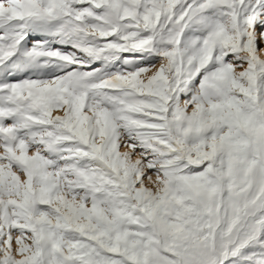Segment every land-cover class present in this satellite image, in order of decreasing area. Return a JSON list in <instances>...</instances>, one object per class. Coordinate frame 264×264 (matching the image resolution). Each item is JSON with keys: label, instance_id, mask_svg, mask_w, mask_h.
I'll list each match as a JSON object with an SVG mask.
<instances>
[{"label": "snow or ice", "instance_id": "1", "mask_svg": "<svg viewBox=\"0 0 264 264\" xmlns=\"http://www.w3.org/2000/svg\"><path fill=\"white\" fill-rule=\"evenodd\" d=\"M0 264H264V0H0Z\"/></svg>", "mask_w": 264, "mask_h": 264}, {"label": "rangeland", "instance_id": "2", "mask_svg": "<svg viewBox=\"0 0 264 264\" xmlns=\"http://www.w3.org/2000/svg\"><path fill=\"white\" fill-rule=\"evenodd\" d=\"M54 114H60V113H54ZM125 151H127V149H125Z\"/></svg>", "mask_w": 264, "mask_h": 264}]
</instances>
